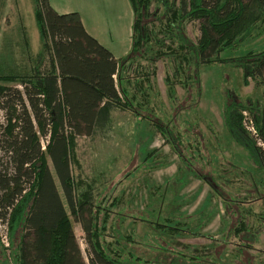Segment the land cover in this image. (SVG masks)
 Segmentation results:
<instances>
[{
	"label": "trees",
	"instance_id": "trees-1",
	"mask_svg": "<svg viewBox=\"0 0 264 264\" xmlns=\"http://www.w3.org/2000/svg\"><path fill=\"white\" fill-rule=\"evenodd\" d=\"M154 1L130 0L132 45L117 58L86 30L79 12L59 13L50 0H34L42 51L0 63V107L7 120L0 134V150L6 158L0 156V216L9 217L13 264L148 262L137 254L135 243L125 249L133 241L131 234L118 236L109 225L119 197L96 191L81 171L75 172L78 137L95 135L111 125L115 110L149 121L197 175L191 163L196 156L193 144L197 143L198 157L203 136L195 133L196 122L182 129L177 121L162 117L152 83L157 62L173 59L165 79L172 111L178 115L195 109L201 96L200 65L225 61L223 52L260 32L264 0H156L163 4L162 13L160 7L152 8ZM196 21L201 35L193 42L185 29ZM234 62L245 83L249 78L262 88V98L246 101L234 91L233 97L224 99L225 123L264 169V50H250ZM179 84L184 88L182 97ZM244 111L252 118L254 135L243 124ZM46 136L49 141L43 148ZM227 208L232 210L233 203ZM78 222L85 234L87 260L75 231ZM246 227L241 217L230 229L241 237L237 260L264 264V257L248 252L254 237H242ZM10 262L5 259V264Z\"/></svg>",
	"mask_w": 264,
	"mask_h": 264
},
{
	"label": "rangeland",
	"instance_id": "rangeland-1",
	"mask_svg": "<svg viewBox=\"0 0 264 264\" xmlns=\"http://www.w3.org/2000/svg\"><path fill=\"white\" fill-rule=\"evenodd\" d=\"M102 1L109 6L107 0H54L74 8L70 9L72 11L81 9L88 14L95 13L91 9L95 7L104 14ZM121 5V0H115L108 8L109 14L116 13ZM129 5L131 7L130 2ZM156 6L160 7V13L164 11L163 4L155 0L152 8ZM185 33L197 42L201 35L200 23H189ZM256 33L238 47L223 52L221 58L225 61L200 65L199 104L178 115L170 107L165 82L172 71L173 59L167 57L157 62L152 83L162 117L177 121L182 129L196 122L195 133L203 136V151L198 157L197 143L193 144L196 156L191 163L197 175L180 160L171 145L164 143L149 121L139 120L129 111L116 112L110 127L94 138L78 137L79 167L75 165V172L81 171L82 175L95 179L100 175L101 193L119 197L112 208L109 225L114 226L118 236L131 234L129 238L133 241H128L125 249L129 248V243H135L137 254L148 260L142 264H240L237 253L241 237L230 229L241 217L248 224L242 237H254L248 252L256 258L264 257V169L254 163L246 147L233 137L223 114L224 99L227 101L236 93L246 101L262 98V88L249 78L245 83L242 69L234 62L250 50H264V25ZM109 37L107 32L101 38L116 57L131 47L130 37L126 36V40L121 33L119 41L115 35L112 40ZM40 51L42 40L34 0H0L1 65L4 58L17 61L34 57ZM145 64L147 62L139 63ZM177 89L182 97L184 88L179 84ZM6 121V112L0 107V134ZM208 122L213 127L209 128ZM108 137L113 138L108 140ZM111 142L115 144H106ZM150 152L153 153L146 160ZM188 152L191 153L190 147ZM0 156L5 158L1 150ZM107 180L106 189L107 185L103 187V184ZM230 202L233 208L227 210ZM75 231L87 260L85 234L79 222ZM9 241L10 245L6 246L0 234V264H5L7 258L11 261L9 264H13L10 225Z\"/></svg>",
	"mask_w": 264,
	"mask_h": 264
},
{
	"label": "crops",
	"instance_id": "crops-1",
	"mask_svg": "<svg viewBox=\"0 0 264 264\" xmlns=\"http://www.w3.org/2000/svg\"><path fill=\"white\" fill-rule=\"evenodd\" d=\"M129 2H130V0H121V3H122L121 7H119L117 9L116 13L111 14V15L108 12V8H109V6L111 7V5L115 4V0H107V3H108L109 6L106 5L105 1H102V4L104 6V10H105L104 14L100 13L99 11H97L98 10L97 7L91 8L92 10L95 11V13H93V14H91V13L88 14L87 12L83 13L81 9L75 10V11L80 13L81 19L83 21V24H84L86 30L92 36L97 38L101 44H103L104 46H106L109 49L107 44L102 40L103 38H101V37H103V34L107 33V32H108V34L110 36L109 39H111V40L114 39V35H115L116 41H119L120 40V33L125 39H126V36H127V38L130 37V42H131V45H132V24H133V19H134V11H133V8L131 9L132 5L130 7ZM50 3L52 5V7L59 13H67V12H70V11L72 12V10H70V9H74L72 7L70 8L68 5H66L63 2H62V4H60V3L54 2V0H50ZM92 19H93V21H92ZM118 28H119V30H118ZM130 49H131V47L129 48V50ZM129 50L125 54H123L122 56L126 55L129 52ZM122 56H120V57H122ZM117 58H119V57H117ZM116 112H118V111L115 110V111L112 112L113 119H114V115H115ZM121 112H124V111H121ZM207 126L209 127V125H207ZM109 127H110V125H106L105 129H107ZM212 127H213V125H212ZM101 131H103V130H101ZM89 137L90 138H94V135L89 136ZM113 137H115V135H113ZM113 137H108V140L110 138H113ZM114 139H116V138H114ZM100 140H101V138H100ZM118 141L119 140L117 139V142ZM164 143L167 144V145H170L169 143H166L165 140H164ZM106 144L107 145H109V144L114 145L115 142L106 143ZM161 161H163V160H161ZM82 177H83V179H86L89 183L94 185L95 188H97L100 192L102 191L101 186H100L101 184L99 182L101 180L100 175H99V177L97 179H95L94 177H91V176L90 177L89 176L86 177L85 175H83ZM108 181L109 180L105 181V183L103 184V187L108 184ZM97 183H98V185H97ZM108 187L109 186L107 185L106 189ZM114 192L116 193V189L114 190Z\"/></svg>",
	"mask_w": 264,
	"mask_h": 264
},
{
	"label": "built area",
	"instance_id": "built-area-1",
	"mask_svg": "<svg viewBox=\"0 0 264 264\" xmlns=\"http://www.w3.org/2000/svg\"><path fill=\"white\" fill-rule=\"evenodd\" d=\"M244 120H243V124L245 125V127H247V129L254 135L257 133V130L254 126V123L252 121V118L249 114L248 111H244ZM49 141V136H46L45 139L42 140V145L43 148L46 147L47 142ZM259 144H262V142L259 141ZM0 234H1V240L2 242L6 245L9 246L10 245V241H9V217L7 218H2L0 216Z\"/></svg>",
	"mask_w": 264,
	"mask_h": 264
}]
</instances>
